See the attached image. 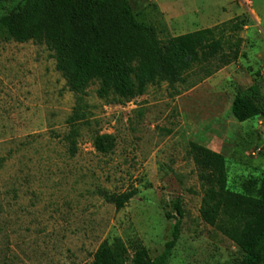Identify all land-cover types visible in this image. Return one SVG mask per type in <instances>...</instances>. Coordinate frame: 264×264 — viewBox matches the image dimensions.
Listing matches in <instances>:
<instances>
[{
    "label": "rangeland",
    "instance_id": "rangeland-1",
    "mask_svg": "<svg viewBox=\"0 0 264 264\" xmlns=\"http://www.w3.org/2000/svg\"><path fill=\"white\" fill-rule=\"evenodd\" d=\"M130 1L161 40L218 27L224 49L184 83L150 86L131 102L103 100L92 84L83 119L70 124L78 96L54 53L0 33V264H91L106 242L130 260L142 247L156 259L179 199L185 217L169 264H242L238 247L201 218L189 149L225 157L231 192L264 179V116L241 123L232 114L253 86L264 108V0ZM16 4L0 5V19Z\"/></svg>",
    "mask_w": 264,
    "mask_h": 264
},
{
    "label": "trees",
    "instance_id": "trees-1",
    "mask_svg": "<svg viewBox=\"0 0 264 264\" xmlns=\"http://www.w3.org/2000/svg\"><path fill=\"white\" fill-rule=\"evenodd\" d=\"M17 4L0 19V33L18 43L37 42L54 53L57 69L69 90L78 96L70 124L83 119V98L98 83L103 100L131 102L146 94L150 86L184 83L197 66L209 62L224 49L223 31L205 29L163 41L157 31L137 20L130 0H0ZM240 25L235 26V30ZM237 96L232 114L241 123L264 116L257 101L258 89ZM193 159L204 197L202 220L232 241L243 255L242 264H264V179L252 180L244 193L227 189L225 157L191 142ZM118 210L124 203L105 193ZM185 210L179 199L173 213L171 239L156 258L139 248L130 260L123 247L104 243L91 264H169L180 240Z\"/></svg>",
    "mask_w": 264,
    "mask_h": 264
},
{
    "label": "crops",
    "instance_id": "crops-1",
    "mask_svg": "<svg viewBox=\"0 0 264 264\" xmlns=\"http://www.w3.org/2000/svg\"><path fill=\"white\" fill-rule=\"evenodd\" d=\"M216 152V151H215Z\"/></svg>",
    "mask_w": 264,
    "mask_h": 264
}]
</instances>
